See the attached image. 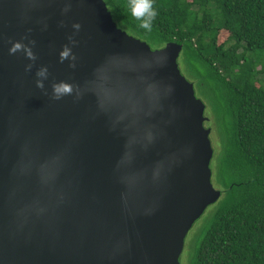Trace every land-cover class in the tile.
Returning <instances> with one entry per match:
<instances>
[{"label": "water", "instance_id": "1", "mask_svg": "<svg viewBox=\"0 0 264 264\" xmlns=\"http://www.w3.org/2000/svg\"><path fill=\"white\" fill-rule=\"evenodd\" d=\"M182 50L104 0H0V264H181L222 196Z\"/></svg>", "mask_w": 264, "mask_h": 264}, {"label": "trees", "instance_id": "2", "mask_svg": "<svg viewBox=\"0 0 264 264\" xmlns=\"http://www.w3.org/2000/svg\"><path fill=\"white\" fill-rule=\"evenodd\" d=\"M104 2L119 29L153 50L182 45L191 76L215 96L220 147L211 168L222 196L207 209L188 264H264V0H152L150 31L130 0ZM221 31L229 38L218 45Z\"/></svg>", "mask_w": 264, "mask_h": 264}, {"label": "rangeland", "instance_id": "3", "mask_svg": "<svg viewBox=\"0 0 264 264\" xmlns=\"http://www.w3.org/2000/svg\"><path fill=\"white\" fill-rule=\"evenodd\" d=\"M228 38H229V33L226 31H221L217 38L218 45L225 43L228 40ZM178 63H179V67H180L182 74L188 79V81L194 84L196 96L200 100H202L206 106L205 118H207V122H209L212 126V133H211L210 139H211L212 146L214 149V156H216L217 149H219L220 147V138L217 134V129L215 125V122L218 123L217 120L219 119V116L217 115L218 109L216 108L214 104L215 96L211 93L210 88L205 86V88L201 89L200 84H199L201 82L198 80L196 81L195 78L192 77L193 75L191 76L192 73L189 71V69L186 68V64L184 62V57L182 54L180 55ZM211 166L212 168L215 166V158H213ZM213 184L215 187H217L215 182H213ZM204 215H207V213L205 212ZM203 219H204V216L195 223V225L189 232L188 236L186 237L185 248L181 256V264L189 263L188 260L190 257V253L192 251V242H195L196 240V236L198 234L197 230H199L198 228L201 226Z\"/></svg>", "mask_w": 264, "mask_h": 264}, {"label": "clouds", "instance_id": "4", "mask_svg": "<svg viewBox=\"0 0 264 264\" xmlns=\"http://www.w3.org/2000/svg\"><path fill=\"white\" fill-rule=\"evenodd\" d=\"M129 11L131 15L138 21L139 26L145 30H151L152 22L157 16V11L153 8L152 0H130ZM38 76H44L45 72L41 71ZM37 87L42 88L43 84L38 81ZM71 92V88L67 85H55L53 86L52 98L59 100L65 94Z\"/></svg>", "mask_w": 264, "mask_h": 264}]
</instances>
